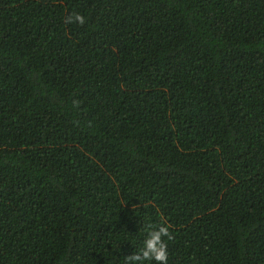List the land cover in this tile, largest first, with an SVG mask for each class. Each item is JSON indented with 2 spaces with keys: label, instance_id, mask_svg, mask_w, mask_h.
Masks as SVG:
<instances>
[{
  "label": "trees",
  "instance_id": "obj_1",
  "mask_svg": "<svg viewBox=\"0 0 264 264\" xmlns=\"http://www.w3.org/2000/svg\"><path fill=\"white\" fill-rule=\"evenodd\" d=\"M160 224L169 264H264V0H0V264Z\"/></svg>",
  "mask_w": 264,
  "mask_h": 264
},
{
  "label": "clouds",
  "instance_id": "obj_2",
  "mask_svg": "<svg viewBox=\"0 0 264 264\" xmlns=\"http://www.w3.org/2000/svg\"><path fill=\"white\" fill-rule=\"evenodd\" d=\"M68 22L83 24L85 17L74 12ZM142 237L139 251L127 256L123 264H169L167 241L172 238L169 227L166 224L149 226Z\"/></svg>",
  "mask_w": 264,
  "mask_h": 264
}]
</instances>
